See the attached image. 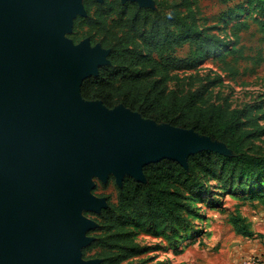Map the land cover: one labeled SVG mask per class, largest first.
<instances>
[{
	"label": "water",
	"instance_id": "obj_1",
	"mask_svg": "<svg viewBox=\"0 0 264 264\" xmlns=\"http://www.w3.org/2000/svg\"><path fill=\"white\" fill-rule=\"evenodd\" d=\"M84 12L83 0H0V264H98L80 256L95 225L80 212L105 206L89 192L91 176L143 182L149 163L185 167L217 147L192 129L82 98V81L109 63V49L63 36Z\"/></svg>",
	"mask_w": 264,
	"mask_h": 264
},
{
	"label": "trees",
	"instance_id": "obj_2",
	"mask_svg": "<svg viewBox=\"0 0 264 264\" xmlns=\"http://www.w3.org/2000/svg\"><path fill=\"white\" fill-rule=\"evenodd\" d=\"M153 1V7H143L135 1L83 0L86 23L100 29L97 36H90V44L109 49V63L99 66L96 76L82 81V98L100 101L109 109L121 104L157 124L192 129L224 143L230 154L202 150L188 156L189 169L162 159L143 167V182L125 176L120 187L121 206H109L95 214L109 224L107 229L116 228L117 223L182 219V211L188 207L185 191L208 190L198 180L197 170L202 166L226 174L250 199L258 198L264 205V151L249 153L246 149L252 141L241 110L203 104L198 94L180 92L169 84L178 77L176 70L193 68L201 54L215 55L220 69L232 76L238 74L239 59L257 60L260 51L245 56L244 46H237L238 33L248 24H232L233 41L228 46L200 16L197 0ZM255 21L264 36V18ZM186 44L188 55L178 57L177 50ZM233 219L242 236H255L244 217L235 215Z\"/></svg>",
	"mask_w": 264,
	"mask_h": 264
},
{
	"label": "rangeland",
	"instance_id": "obj_3",
	"mask_svg": "<svg viewBox=\"0 0 264 264\" xmlns=\"http://www.w3.org/2000/svg\"><path fill=\"white\" fill-rule=\"evenodd\" d=\"M150 3L154 6L153 0ZM197 6L207 26H212L211 31L221 36L225 44L229 43L228 46H232L233 41L232 24L246 21L248 28L239 31L237 46H244L245 56L258 51L261 56L257 60L239 59L238 74L232 76L220 69L215 55L201 54L193 68L176 70L178 77L169 84L180 92L198 94L203 104L214 103L241 110V120L252 141L246 149L249 153H262L264 36L255 20L264 18V0H197ZM86 15V12L75 14L70 31L63 35L74 46L84 40L90 41V36L100 33L96 25L86 23ZM188 53L189 45L186 44L177 50L176 55L185 57ZM215 142L217 147L207 151L230 154L224 143ZM185 168L189 169L187 159ZM200 168L197 170L198 180L208 190L185 191L188 207L182 211V219L170 223L134 221L124 226L117 223L113 229H107L109 224L95 214L109 206H121L122 185L112 172L105 180L91 176L89 192L104 199L105 206L98 212L88 209L80 212L82 217L95 224L84 232L88 243L80 248L81 258L98 260V264H240L243 258L251 255L264 260V205L258 198L250 199L247 191L239 188L238 182L231 181L226 174L206 166ZM235 215L244 217L255 236L245 237L239 233L238 223L233 219ZM253 245L260 246V252L250 254L254 250Z\"/></svg>",
	"mask_w": 264,
	"mask_h": 264
},
{
	"label": "built area",
	"instance_id": "obj_4",
	"mask_svg": "<svg viewBox=\"0 0 264 264\" xmlns=\"http://www.w3.org/2000/svg\"><path fill=\"white\" fill-rule=\"evenodd\" d=\"M240 264H264V260L256 255H251L243 258Z\"/></svg>",
	"mask_w": 264,
	"mask_h": 264
},
{
	"label": "crops",
	"instance_id": "obj_5",
	"mask_svg": "<svg viewBox=\"0 0 264 264\" xmlns=\"http://www.w3.org/2000/svg\"><path fill=\"white\" fill-rule=\"evenodd\" d=\"M247 222V221H246ZM248 223V222H247ZM250 229V228H249ZM251 230V229H250ZM254 246V250H252V252H250V254H254L256 252H260L259 250H261L260 246L258 245H253Z\"/></svg>",
	"mask_w": 264,
	"mask_h": 264
}]
</instances>
